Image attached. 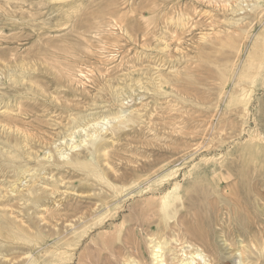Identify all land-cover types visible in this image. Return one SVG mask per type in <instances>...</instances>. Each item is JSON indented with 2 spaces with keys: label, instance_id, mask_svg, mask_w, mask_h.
Here are the masks:
<instances>
[{
  "label": "rangeland",
  "instance_id": "rangeland-1",
  "mask_svg": "<svg viewBox=\"0 0 264 264\" xmlns=\"http://www.w3.org/2000/svg\"><path fill=\"white\" fill-rule=\"evenodd\" d=\"M182 263L264 264V0H0V264Z\"/></svg>",
  "mask_w": 264,
  "mask_h": 264
},
{
  "label": "bare ground",
  "instance_id": "bare-ground-1",
  "mask_svg": "<svg viewBox=\"0 0 264 264\" xmlns=\"http://www.w3.org/2000/svg\"><path fill=\"white\" fill-rule=\"evenodd\" d=\"M166 235H167V234H166ZM166 235H165V236H166ZM167 236H169V235H167ZM179 240H180V238H179ZM172 241H173V240H172ZM187 241H188V240H187ZM189 249H190V248H189ZM133 250H134V249H133ZM181 251H182V250H181ZM158 259H159V258H158ZM175 261H176V260H175ZM191 261H192V260H191ZM192 262H193V261H192ZM161 263H162V262H161ZM196 263H197V262H196ZM182 264H183V263H182Z\"/></svg>",
  "mask_w": 264,
  "mask_h": 264
}]
</instances>
